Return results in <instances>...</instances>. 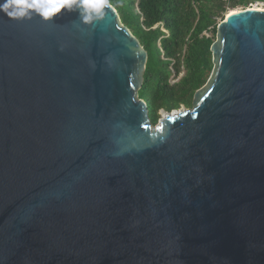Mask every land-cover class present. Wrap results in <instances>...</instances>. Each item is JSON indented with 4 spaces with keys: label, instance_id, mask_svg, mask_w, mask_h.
<instances>
[{
    "label": "water",
    "instance_id": "obj_1",
    "mask_svg": "<svg viewBox=\"0 0 264 264\" xmlns=\"http://www.w3.org/2000/svg\"><path fill=\"white\" fill-rule=\"evenodd\" d=\"M210 50L153 124L108 1L0 0V264H264V9Z\"/></svg>",
    "mask_w": 264,
    "mask_h": 264
},
{
    "label": "trees",
    "instance_id": "obj_2",
    "mask_svg": "<svg viewBox=\"0 0 264 264\" xmlns=\"http://www.w3.org/2000/svg\"><path fill=\"white\" fill-rule=\"evenodd\" d=\"M106 1L147 51L138 96L146 102L155 124L161 108L172 111L181 105L192 107L194 93L213 70L210 48L216 38L218 18L222 20L227 9L247 8L254 0ZM171 76L178 79L170 83Z\"/></svg>",
    "mask_w": 264,
    "mask_h": 264
},
{
    "label": "rangeland",
    "instance_id": "obj_3",
    "mask_svg": "<svg viewBox=\"0 0 264 264\" xmlns=\"http://www.w3.org/2000/svg\"><path fill=\"white\" fill-rule=\"evenodd\" d=\"M248 6H252L251 8H264V2L263 1H261V0H254V1H252V3H250ZM231 9H244L243 7H240V6H236L235 8H229V9H227L226 10V12L224 13V15H223V19L226 17L225 15H226V13L229 11V10H231ZM222 19V20H223ZM218 21H221L220 20V18H218ZM209 36H210V33L208 34ZM215 40H216V38H215ZM146 66H147V64H146ZM183 72V71H182ZM180 73L179 75H178V78L183 74V73ZM212 72V71H211ZM178 78H175L174 76H171L170 77V79H169V81H170V83H174ZM207 82V81H206ZM206 84V83H205ZM204 84V85H205ZM204 85L202 86V87H204ZM200 89V88H199ZM198 89V90H199ZM197 91V90H196ZM195 94V93H194ZM193 100V99H192ZM185 108H187V109H191L192 107H186V106H184V105H181L179 108H177V109H173L172 111H179V110H184ZM162 110H164L163 108H161V109H159L158 110V114H159V118H158V120L163 116V112H162ZM166 111V110H165ZM157 120V121H158Z\"/></svg>",
    "mask_w": 264,
    "mask_h": 264
},
{
    "label": "bare ground",
    "instance_id": "obj_4",
    "mask_svg": "<svg viewBox=\"0 0 264 264\" xmlns=\"http://www.w3.org/2000/svg\"><path fill=\"white\" fill-rule=\"evenodd\" d=\"M253 9H257V10H262V9H264V8H253ZM235 11H238V9H232V10H230L228 13H226V15L228 16L229 14H231V13H233V12H235ZM225 15V16H226ZM172 113H178L177 112V110L176 111H172Z\"/></svg>",
    "mask_w": 264,
    "mask_h": 264
},
{
    "label": "built area",
    "instance_id": "obj_5",
    "mask_svg": "<svg viewBox=\"0 0 264 264\" xmlns=\"http://www.w3.org/2000/svg\"><path fill=\"white\" fill-rule=\"evenodd\" d=\"M249 7H252V6H249Z\"/></svg>",
    "mask_w": 264,
    "mask_h": 264
},
{
    "label": "snow or ice",
    "instance_id": "obj_6",
    "mask_svg": "<svg viewBox=\"0 0 264 264\" xmlns=\"http://www.w3.org/2000/svg\"><path fill=\"white\" fill-rule=\"evenodd\" d=\"M231 15V14H230Z\"/></svg>",
    "mask_w": 264,
    "mask_h": 264
}]
</instances>
